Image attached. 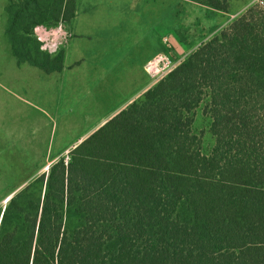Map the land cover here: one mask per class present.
<instances>
[{
  "label": "trees",
  "instance_id": "16d2710c",
  "mask_svg": "<svg viewBox=\"0 0 264 264\" xmlns=\"http://www.w3.org/2000/svg\"><path fill=\"white\" fill-rule=\"evenodd\" d=\"M76 14L77 0H7L18 63L61 72L65 53L43 52L33 30L67 29ZM200 108L208 154L193 130ZM68 155L0 210V264H264V8Z\"/></svg>",
  "mask_w": 264,
  "mask_h": 264
},
{
  "label": "rangeland",
  "instance_id": "374dc122",
  "mask_svg": "<svg viewBox=\"0 0 264 264\" xmlns=\"http://www.w3.org/2000/svg\"><path fill=\"white\" fill-rule=\"evenodd\" d=\"M122 2H136L138 12L145 8L144 13L155 19H158L157 14L163 15L164 26L154 27V41L158 39L159 30L161 34L173 36L185 20L194 23L198 19L189 14L191 5L181 0ZM257 3L258 0H232L231 12L241 9L246 12L258 6ZM6 5L7 0H0V210L9 202L4 198L31 181L41 166L62 156L68 161L71 147L79 146L103 127L114 112L129 104V96L143 79L142 75L135 74H113L105 79L98 76L89 87L84 83L71 85L63 79L56 89H51L54 85L40 83L27 68L20 67L13 56L5 32ZM147 77L151 80L148 74ZM48 93L50 100L42 97ZM194 115V133L201 136L203 150L208 154L215 145L211 120L202 108ZM69 148V152L61 154ZM42 172L48 174L49 169L44 168Z\"/></svg>",
  "mask_w": 264,
  "mask_h": 264
},
{
  "label": "crops",
  "instance_id": "0c3cea01",
  "mask_svg": "<svg viewBox=\"0 0 264 264\" xmlns=\"http://www.w3.org/2000/svg\"><path fill=\"white\" fill-rule=\"evenodd\" d=\"M181 1L191 5L189 14L198 19L194 23H187L185 20L183 27L173 36L170 33L161 34L162 30H159L158 39L154 41V27L164 26L163 15L157 14L158 19H155L144 13L145 8L138 12L139 5L136 2L124 4L122 0H77L76 17L67 28L73 36L60 49L65 53L64 69L61 72L46 73L38 67L29 66V63L18 65L27 68L40 83L54 85L51 89H56L63 79L68 80L71 85L84 83L89 87L98 76L105 79L113 74L142 75L140 85L129 96L130 103L114 112L112 120L155 87L147 77L145 65L159 53L170 50L165 45V37L169 38L174 54L190 57L245 13V9L231 12L232 0H227L228 11L211 7L205 0ZM42 97L51 99L49 93L42 94ZM71 149L73 151L75 146ZM69 151L70 148L61 154ZM57 158L41 166L31 181L12 191L4 201L42 175L44 168L50 169L61 157Z\"/></svg>",
  "mask_w": 264,
  "mask_h": 264
},
{
  "label": "built area",
  "instance_id": "2783aa9c",
  "mask_svg": "<svg viewBox=\"0 0 264 264\" xmlns=\"http://www.w3.org/2000/svg\"><path fill=\"white\" fill-rule=\"evenodd\" d=\"M258 6L264 8V0H258ZM73 34L66 29L61 21L54 27L37 25L33 30V37L40 44V49L50 55L57 54L72 38ZM165 45L170 50L159 53L154 59L145 65V71L150 76L152 84L155 86L165 80L189 57L177 56L173 52V47L169 43V38H164Z\"/></svg>",
  "mask_w": 264,
  "mask_h": 264
},
{
  "label": "bare ground",
  "instance_id": "6f19581e",
  "mask_svg": "<svg viewBox=\"0 0 264 264\" xmlns=\"http://www.w3.org/2000/svg\"><path fill=\"white\" fill-rule=\"evenodd\" d=\"M9 200L11 199V197L10 198H8ZM8 201V200H7Z\"/></svg>",
  "mask_w": 264,
  "mask_h": 264
}]
</instances>
